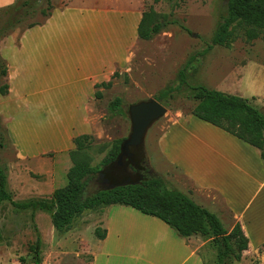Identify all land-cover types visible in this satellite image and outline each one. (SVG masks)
Masks as SVG:
<instances>
[{"label": "crops", "instance_id": "obj_1", "mask_svg": "<svg viewBox=\"0 0 264 264\" xmlns=\"http://www.w3.org/2000/svg\"><path fill=\"white\" fill-rule=\"evenodd\" d=\"M18 1L0 0V9ZM61 1L44 24L0 41L9 85L7 95L0 93V124L21 163L70 153L76 137L94 134L104 118L96 85L110 82L115 73L132 79L138 64L148 62L137 56L142 16L135 10ZM161 128L160 152L191 188L180 182L171 187L157 174L169 188L216 214L229 232L240 224L249 239L242 261L264 264L261 151L191 113L178 114ZM22 191L14 190L16 196ZM31 210L38 220L40 210ZM101 214L106 238L86 246L90 264H217L211 240L183 238L160 219L128 206L104 207Z\"/></svg>", "mask_w": 264, "mask_h": 264}, {"label": "rangeland", "instance_id": "obj_2", "mask_svg": "<svg viewBox=\"0 0 264 264\" xmlns=\"http://www.w3.org/2000/svg\"><path fill=\"white\" fill-rule=\"evenodd\" d=\"M62 2L61 0H59ZM77 5L104 6L122 10H135L141 17L146 15L155 23L162 24L161 32L150 41L140 40L137 49L139 58L148 62L139 63L132 74L119 75L112 85L104 90L98 110L104 114L102 122L96 125L92 148L88 151L91 165L96 167L104 160L116 140L128 138L131 134V120L126 108L140 102L155 99L159 92L180 84L179 73L185 70L187 85L181 86L172 97L160 102L168 112L148 131L144 151L149 167L154 174L160 173L168 178L171 187L176 182L185 186L190 184L178 171L168 164L162 156L158 140L163 123L178 114L191 113L195 102L189 99L191 88L205 86L227 94L248 98L264 112V34L250 41L245 28H236L229 46H214L203 54L212 44V38L227 16L228 0H72ZM58 2V0H57ZM28 3L38 11L16 30H24L34 23L46 20L41 13H50L56 0H19L18 4ZM12 18L0 16V34L9 30ZM15 30V31H16ZM194 58L191 62L190 59ZM189 62V63H188ZM5 80H1L3 84ZM120 97L123 111L112 113L109 104ZM0 132L5 139V147L0 150L1 162L8 169V189L17 202L50 200L53 192L67 185V173L72 167L69 153L56 157L50 154L42 161L21 163L8 139L4 127ZM103 147H106L102 151ZM94 176L89 192L102 189L96 187ZM137 180V177H132ZM22 188L16 196L14 190ZM36 220L32 210H16L11 203L0 205V227L3 242L0 244V264H35L31 249L41 239L43 264H90L91 256L86 246L93 244L97 237L95 231L101 227V210L88 211L77 218L69 231L55 230L51 216L43 211ZM94 245V244H93ZM95 246V245H94ZM233 264H258L253 260Z\"/></svg>", "mask_w": 264, "mask_h": 264}, {"label": "trees", "instance_id": "obj_3", "mask_svg": "<svg viewBox=\"0 0 264 264\" xmlns=\"http://www.w3.org/2000/svg\"><path fill=\"white\" fill-rule=\"evenodd\" d=\"M38 13L28 3L14 4L0 9V16L12 18L9 30L0 34V41L19 28L21 24L34 18ZM41 13L46 20L42 23H34L26 29L44 24L52 15L44 10ZM245 28L247 38L250 41L257 40L264 34V0H229L227 16L217 28L212 44L203 54L211 51L214 46H229L232 42L236 28ZM162 30L161 23H155L143 15L139 25V38L142 41H150ZM194 61L192 57L189 62ZM188 62V63H189ZM185 70L179 73L180 84L178 87H168L159 92L155 100L162 102L178 92L181 86L187 85ZM115 73L108 83L96 85L95 97L102 100L104 94L101 89H107L112 81L119 77ZM8 68L6 62L0 57V93L7 95L9 85L7 82ZM121 76V75H120ZM189 99L195 102L191 114L198 119L207 122L239 140L259 149L264 161V112L256 107L248 98L227 94L205 86L191 88ZM123 101L116 97L110 104L112 113L123 111ZM128 138L116 140L100 165H91L88 151L94 144L91 135H81L74 139L75 148L69 153L72 167L67 173V185L56 189L50 200L30 201L24 203L15 202L8 189V169L1 162L0 157V205L9 202L19 210L34 209L48 213L51 216L53 226L58 232L69 231L75 220L88 211L101 210L112 205L132 207L145 215L160 219L174 229L179 236L190 238L201 236L211 240L216 250L217 264H233L242 260L243 253L249 248V239L237 224L232 231L226 230L218 216L206 208L196 204L188 195L176 189L169 188L168 182L158 174L147 177L145 180H130L131 171H138L142 164L137 159L124 157L122 165L118 164L122 154V148ZM5 147V139L0 132V150ZM106 147H103L102 151ZM97 174L104 178L114 189H102L89 192L92 179ZM130 180V181H129ZM128 183L127 185H124ZM97 239L106 238V230L97 228ZM3 236L0 228V242ZM42 242L38 239L31 249L34 251V263H42Z\"/></svg>", "mask_w": 264, "mask_h": 264}, {"label": "water", "instance_id": "obj_4", "mask_svg": "<svg viewBox=\"0 0 264 264\" xmlns=\"http://www.w3.org/2000/svg\"><path fill=\"white\" fill-rule=\"evenodd\" d=\"M229 1V0H228ZM130 113L131 120V134L124 143L122 154L119 158L118 164L122 165V159L130 148H139L144 145L146 135L149 129L159 120L166 116L168 110L160 102L155 99L140 102L138 104L126 108ZM104 178V175H101ZM104 189H114L116 186L111 185L107 179H103ZM125 183L124 185H127ZM43 264V263H39Z\"/></svg>", "mask_w": 264, "mask_h": 264}, {"label": "flooded vegetation", "instance_id": "obj_5", "mask_svg": "<svg viewBox=\"0 0 264 264\" xmlns=\"http://www.w3.org/2000/svg\"><path fill=\"white\" fill-rule=\"evenodd\" d=\"M124 157L137 159L138 162L142 164V167H140L138 171H131L132 177L136 176L137 180L139 179L143 181L147 177H152L154 175V171L149 167L148 160L145 156L144 145L139 148H130V153L127 152ZM101 175L102 174H100V177L96 179L95 185L97 188H100V186H104L103 179L105 178L102 179ZM132 177L129 179L132 180Z\"/></svg>", "mask_w": 264, "mask_h": 264}]
</instances>
